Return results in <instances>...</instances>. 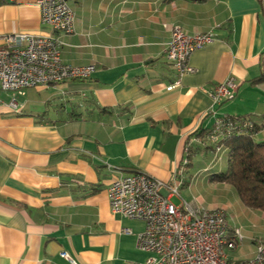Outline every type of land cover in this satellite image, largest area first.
<instances>
[{
  "label": "crops",
  "instance_id": "1",
  "mask_svg": "<svg viewBox=\"0 0 264 264\" xmlns=\"http://www.w3.org/2000/svg\"><path fill=\"white\" fill-rule=\"evenodd\" d=\"M69 6L73 30L62 35L43 24L38 0H0V49L11 34L59 35L65 63L96 67L86 80L27 88L21 96L27 100L17 97L18 111L0 90V264H72L63 252L76 264L143 263L149 253L139 249L137 235L145 224L112 212L108 190L117 174L107 165L176 178L181 197L172 201L225 208L229 225L241 214L264 220L231 186L212 180L227 170L229 150L214 161L206 142L221 116L250 119L254 139L264 141V82L253 83L264 52V0H69ZM176 26L190 35L213 33L214 41L193 54L196 72L168 90L177 80L166 56ZM230 78L235 97L215 104V86ZM200 154L205 163L195 166ZM253 243L241 254L240 242L230 262L252 258Z\"/></svg>",
  "mask_w": 264,
  "mask_h": 264
},
{
  "label": "built area",
  "instance_id": "2",
  "mask_svg": "<svg viewBox=\"0 0 264 264\" xmlns=\"http://www.w3.org/2000/svg\"><path fill=\"white\" fill-rule=\"evenodd\" d=\"M38 5L43 24L62 35L72 32L74 12L69 0H38ZM213 41V33L190 35L179 26L173 28L166 56L175 66L177 80L168 90L180 86L186 74L196 72L191 65L193 54ZM5 43L7 47L0 49V90L11 94L7 106L13 111H18L17 97L27 88L86 80L96 71L94 64L65 63L64 42L59 35L11 34L5 37ZM237 91L236 81L230 78L215 86L212 98L215 104H221L232 100ZM254 130L250 119L216 118L206 134V142L214 148V161L226 150L227 140L237 134L253 135ZM107 166L117 174L108 190L112 212L145 224L144 231L137 235V245L149 257L140 264H233L229 252L245 237L239 227L229 237V220L223 208L210 209L186 201L176 204L172 198L181 197L178 179L164 181L145 172L125 174L120 167ZM124 231L132 234L130 229ZM61 257L76 264L66 252ZM234 264H264V240L256 242L252 258Z\"/></svg>",
  "mask_w": 264,
  "mask_h": 264
},
{
  "label": "trees",
  "instance_id": "3",
  "mask_svg": "<svg viewBox=\"0 0 264 264\" xmlns=\"http://www.w3.org/2000/svg\"><path fill=\"white\" fill-rule=\"evenodd\" d=\"M260 68L261 74L253 83L264 82V52ZM254 134H237L224 143L229 150L228 168L212 180L231 186L248 209L264 213V141H256Z\"/></svg>",
  "mask_w": 264,
  "mask_h": 264
},
{
  "label": "rangeland",
  "instance_id": "4",
  "mask_svg": "<svg viewBox=\"0 0 264 264\" xmlns=\"http://www.w3.org/2000/svg\"><path fill=\"white\" fill-rule=\"evenodd\" d=\"M31 91H32L31 93H34V94L37 93L35 90H31ZM27 99H28V97L18 96L19 102H21V100L24 101ZM7 100L9 101V98H7ZM204 161H205V157H202L200 154V156H197V158L194 160V165L195 166L202 165L201 163H205ZM196 192L197 193L204 192V190L197 188ZM173 202L178 204L177 199H174ZM223 209L227 213V210L225 208H223ZM240 213H241V211L238 212L237 214H240ZM250 213H254V212H250ZM253 215L254 214H251L250 216L244 215V217L242 218V214H241L240 218L237 217V219H235L234 217H232V220L230 221V225L232 228L233 227H239L243 231V235L245 237L246 244L243 245L245 247L239 248L238 252H240L241 254L246 253V251H244V249H246L249 253L251 251V247H253V245H254L253 242H255L256 240H257L256 242L264 240V220L258 219L256 216H253Z\"/></svg>",
  "mask_w": 264,
  "mask_h": 264
}]
</instances>
